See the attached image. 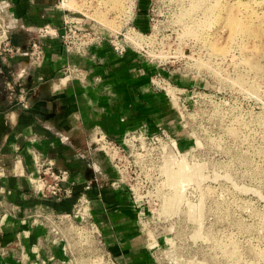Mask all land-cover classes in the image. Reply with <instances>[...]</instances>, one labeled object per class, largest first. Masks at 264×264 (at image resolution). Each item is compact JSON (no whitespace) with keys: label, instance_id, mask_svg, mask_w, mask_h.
Segmentation results:
<instances>
[{"label":"rangeland","instance_id":"obj_1","mask_svg":"<svg viewBox=\"0 0 264 264\" xmlns=\"http://www.w3.org/2000/svg\"><path fill=\"white\" fill-rule=\"evenodd\" d=\"M63 2L109 31H127L133 22L145 32L155 27L151 41L162 57L156 66L172 116V124L161 128L175 148L162 142L160 177L149 194L157 206L150 202L146 221L139 223L147 259L264 264V0ZM212 5L221 8L219 15ZM228 15L250 33L232 34ZM14 76L0 62L1 99L9 88L20 98ZM13 114L0 128V143ZM94 245L73 251L70 264H113Z\"/></svg>","mask_w":264,"mask_h":264},{"label":"crops","instance_id":"obj_2","mask_svg":"<svg viewBox=\"0 0 264 264\" xmlns=\"http://www.w3.org/2000/svg\"><path fill=\"white\" fill-rule=\"evenodd\" d=\"M10 1L11 12L28 31H17L13 37L24 53L4 65L22 81L25 101L21 95L14 99L10 88L9 95L0 97V128L14 113L0 143V264H70L63 244H51L48 230L27 217L39 208L72 213L83 195L108 255L118 264H154L147 259L130 193L103 186V180L117 176L111 163L102 154L87 159L79 154L87 153L96 131L122 140L143 127L155 134L172 124L170 106L152 84L160 69L133 50L118 55L108 43L93 47L86 56L67 53L60 37L43 39L45 60L40 67H31L26 49L33 31L50 26L62 33L66 18L83 20L90 27L98 23L67 9L61 0ZM100 32L109 38L108 28L101 27ZM68 67L78 71L67 72ZM66 134L74 138L72 143L63 140ZM40 157L69 172L71 197L56 201L34 192L31 175H37ZM94 163L102 173L100 182L89 165ZM51 257L54 263L49 262Z\"/></svg>","mask_w":264,"mask_h":264},{"label":"built area","instance_id":"obj_3","mask_svg":"<svg viewBox=\"0 0 264 264\" xmlns=\"http://www.w3.org/2000/svg\"><path fill=\"white\" fill-rule=\"evenodd\" d=\"M152 11L154 13L153 9ZM151 14V12H147L148 18ZM99 26L96 24V26L90 27L86 26L83 20L66 18L62 33L50 26L33 31L26 49L29 65L40 67L43 64L45 60L43 39L47 37H60L67 53L86 56L93 47H101L108 43L118 55L122 56L129 50H133L148 63L155 66L161 64L158 50L151 41L155 32L154 26L152 29L149 26V30L145 32L133 22L127 31H109V38L100 32L101 27ZM21 30L28 31L11 12V1H0V62L5 66L25 51L23 47L13 43L16 32ZM157 69L159 68L157 67ZM75 71L78 70L67 68V72ZM17 79H19L18 76L16 79L14 78V82L19 87V93L25 101L22 81ZM160 81L161 73L158 72L153 77L152 84L160 91L165 90L160 87ZM62 138L66 143L74 141V138L68 134ZM90 140L87 143V153H80V158L87 159L88 155L95 154L104 155L111 163L117 176L114 180H103L105 183L103 186L128 191L139 223L145 222L146 214L150 212L151 206L149 194L155 181L160 177L162 142H167L169 146L174 147L175 141L162 128L157 133L150 134L144 127L127 133L122 140L113 139L102 131H96ZM89 165L95 173V181L100 182L99 176L102 174L100 168H97L95 163ZM31 183L34 192L44 199L61 201L73 195L72 186L69 184V172L59 169L55 162L47 157L38 159L37 175H31ZM86 188L89 189V187ZM151 204L157 206L154 201ZM27 218L34 225L44 226L49 232L51 244L62 243L63 251L69 256L73 255V251L83 250V247H91L94 244L95 247L98 244L102 246L101 233L92 219L89 200L84 195L79 198L72 213H51L46 208H39V210L31 212ZM104 256L108 262L111 260L113 264H118L105 251ZM55 261L54 257L49 259V262L54 263ZM41 264H47V262L41 261Z\"/></svg>","mask_w":264,"mask_h":264},{"label":"bare ground","instance_id":"obj_4","mask_svg":"<svg viewBox=\"0 0 264 264\" xmlns=\"http://www.w3.org/2000/svg\"><path fill=\"white\" fill-rule=\"evenodd\" d=\"M67 2V1H66ZM66 2H65V7H66ZM69 2V1H68ZM115 2L116 3H118L119 2V0H115ZM74 3H75V1H74ZM242 3V2H241ZM240 3V4H241ZM77 4V3H76ZM199 4H201V3H199ZM246 4V3H245ZM135 5V8H136V4H134L133 3V6ZM242 5V4H241ZM71 6V5H70ZM73 6V5H72ZM75 6V5H74ZM197 6V5H196ZM225 6V5H224ZM248 6V5H247ZM247 6L246 5H243V7L242 8H244L243 9V11L241 12V13H243L244 12V10H248V8H247ZM250 6V5H249ZM131 7V6H130ZM228 6H226L225 8H224V10H225V13L227 14V10H228V8H227ZM241 7V6H240ZM75 8V7H74ZM133 8V7H132ZM135 8L133 9V11L135 10ZM250 8V7H249ZM70 9V8H69ZM76 9V8H75ZM74 9V10H75ZM210 9V11L213 13V14H215V15H219L220 13H221V8H219L217 5H212L211 6V8H209ZM250 9H252V8H250ZM253 10V9H252ZM250 12V11H249ZM252 12V11H251ZM253 12H254V10H253ZM252 12V13H253ZM134 13V12H133ZM243 14H246V13H243ZM251 14V13H250ZM249 14V15H250ZM256 13H254V16L256 17V15H255ZM245 16V15H244ZM251 16V15H250ZM100 17V16H99ZM245 17H247V16H245ZM249 17V16H248ZM252 17H253V14H252ZM251 18V17H250ZM254 18V17H253ZM100 19H102V18H99L98 20H100ZM101 21V20H100ZM104 21V20H103ZM111 22H113V21H111ZM260 22V23H259ZM258 23L259 24H262V25H264V20H261V21H259ZM107 23V22H106ZM110 23V22H109ZM225 24L226 25H228L230 28H231V30H232V34L234 33V35H237V34H235L236 32L238 33V34H240V32H241V34H243V33H247V32H249L250 33V28H247L246 26L247 25H245V23L243 22V21H241V20H239V19H233V18H231V16L230 15H228L227 16V19H226V22H225ZM112 25V24H111ZM257 27H258V25H257ZM259 28H262L261 27V25H260V27H258V29ZM154 29H155V27H154ZM264 29V28H263ZM262 30V29H261ZM263 31V30H262ZM252 32V31H251ZM260 32V31H259ZM245 33V34H246ZM248 34V33H247ZM255 34H257V33H255ZM208 50V49H207ZM214 51L213 52H215V54L216 55H218L219 54V51H218V49H213ZM261 56H263V55H261ZM159 58H160V61H161V58L162 57H160L159 56ZM164 58V57H163ZM162 62V61H161ZM251 67H252V70L254 71V72H256L257 70H258V65L257 64H252L251 65ZM167 148H168V146H166ZM160 171H161V169H160Z\"/></svg>","mask_w":264,"mask_h":264},{"label":"trees","instance_id":"obj_5","mask_svg":"<svg viewBox=\"0 0 264 264\" xmlns=\"http://www.w3.org/2000/svg\"><path fill=\"white\" fill-rule=\"evenodd\" d=\"M13 43H14V44L16 43L15 39H13Z\"/></svg>","mask_w":264,"mask_h":264}]
</instances>
